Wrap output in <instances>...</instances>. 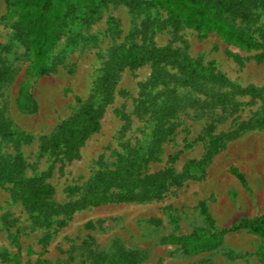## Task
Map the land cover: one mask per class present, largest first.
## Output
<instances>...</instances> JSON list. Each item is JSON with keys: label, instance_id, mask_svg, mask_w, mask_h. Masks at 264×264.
<instances>
[{"label": "rangeland", "instance_id": "1", "mask_svg": "<svg viewBox=\"0 0 264 264\" xmlns=\"http://www.w3.org/2000/svg\"><path fill=\"white\" fill-rule=\"evenodd\" d=\"M70 8L64 35L49 53L55 68L40 76L34 70L28 37L18 29L22 10L0 0V114L14 130L32 136L31 142L20 147L29 164L27 172L41 175L52 170L47 181L56 189V203L67 202L66 187L84 183L98 168V161L114 162L113 154L123 152L125 143L145 141L152 133L150 114L142 118L137 113L141 83L149 81L153 72L148 63L120 73L102 126L79 149L78 157L64 164L54 162L39 141L78 110L76 96L100 101L95 86L108 51L130 42L127 37L132 33L139 43L145 39L148 44L187 53L201 67L224 74L236 85L208 82L205 87L212 92L197 90L193 96L201 99L198 106L180 113L173 141L164 144L161 161L150 163L149 172L169 166L182 172L190 161L200 160L211 124L213 135L239 133L226 139L207 165L192 169L181 186L171 187L163 197L90 206L74 212L64 226H40L36 213L12 196L11 184L0 185V254L8 255L7 260L0 257V264H96L99 254L123 248L143 252L137 264H263L256 253L260 237L245 230L219 237L201 208L209 207L219 230L244 217L264 214V62L256 61L255 52L226 44L216 33L201 38L193 28L174 25L167 11L149 0L135 7L119 0H54L51 20L60 21ZM252 28L256 34L264 28V15ZM167 70L177 73L172 66ZM163 88L154 82L153 95ZM239 88L255 91L243 94ZM188 89L179 87L180 95ZM122 113L129 118L128 124ZM244 123L249 124L247 128L241 126ZM17 144L21 143L1 142L0 149L15 154ZM179 152L171 164L170 156ZM232 168L245 175L247 186ZM48 234L51 238L44 243ZM192 234L201 236V243L178 240H190Z\"/></svg>", "mask_w": 264, "mask_h": 264}, {"label": "trees", "instance_id": "2", "mask_svg": "<svg viewBox=\"0 0 264 264\" xmlns=\"http://www.w3.org/2000/svg\"><path fill=\"white\" fill-rule=\"evenodd\" d=\"M4 1L8 7L22 10L18 29L28 37L29 47L34 54V70L40 76L49 75L55 68L49 53L64 35L65 20L71 8L60 21L55 22L50 18L54 0ZM119 1L135 7L141 0ZM149 3L167 11L174 25L193 28L201 38L216 33L226 44L235 45L246 52H255L256 61L264 62V28H259L258 34L252 28V24L264 15V0H149ZM127 39L131 41L108 51V60L95 86L100 101L83 100L76 96L78 110L61 121L53 133L39 138L41 149L54 157V162L61 164L78 157L79 149L92 134L100 130L106 108L114 100L120 73L125 68L135 70L148 63L152 64L153 72L149 81L141 83L137 113L142 118L144 114H150L148 124L152 127V133L145 141L133 145L125 143L123 152L113 154L117 157L114 162L107 164L98 161V168L84 183L67 186L65 191L70 198L67 202L56 203L54 200L56 189L47 181L52 170L41 175L28 174L29 164L20 147L33 138L14 130L9 119L0 114L1 142L21 143L14 146L15 154L2 153L0 149V185L11 184L12 196L22 199L36 213V222L40 226H64L66 221L72 219L74 212L90 206L161 198L171 187L181 186L192 169L207 165L224 141L239 133L236 130L213 135L215 126L211 124L207 129L210 134L207 148L200 160L190 161L182 172H177L173 166L149 172L150 163L161 161L164 144L173 141L180 124V113L188 106H198L201 99L193 96L194 93L197 90L212 92V88L205 87L208 82L231 88L236 85L231 84L224 74L201 67L187 53L170 46L157 47L148 44L145 39L139 43L133 33ZM168 66L176 68L177 73L168 72ZM154 82L164 86L155 95L152 93ZM179 87L190 89L180 95ZM239 91L245 94L255 90L239 88ZM121 116L128 124L130 120L127 115L122 113ZM248 125L244 123L241 126L247 128ZM179 154L171 155L169 162L173 164ZM231 172L247 186L242 172L237 168H232ZM201 212L210 229L219 237L243 230L260 237L262 243L256 253L264 264V214L244 217L231 227L219 230L207 205H202ZM172 222L176 224L175 220ZM50 238L51 234H48L43 242L48 243ZM178 240L199 244L202 237L192 234L190 240ZM142 255L141 251L123 248L118 252L99 254L100 259L96 264H137ZM0 257L8 259L7 254H0Z\"/></svg>", "mask_w": 264, "mask_h": 264}]
</instances>
